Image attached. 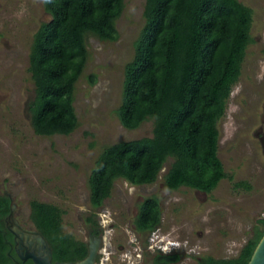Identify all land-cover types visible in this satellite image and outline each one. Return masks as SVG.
Here are the masks:
<instances>
[{"label":"rangeland","instance_id":"rangeland-1","mask_svg":"<svg viewBox=\"0 0 264 264\" xmlns=\"http://www.w3.org/2000/svg\"><path fill=\"white\" fill-rule=\"evenodd\" d=\"M124 1L116 40L87 36L88 59L73 100L78 126L47 136L31 123L29 66L34 34L51 17L43 0H0V194L11 195L15 216L27 225L33 224V200L56 204L64 231L78 240L85 239L87 217L94 215L106 229L110 264H140L170 241L182 253L179 264H197L206 255L236 257L257 229L264 231V151L256 137L264 129V0H240L252 9L253 21L241 75L218 123V156L227 176L208 193L185 185L169 190L165 175L174 158L168 157L156 181L132 185L119 177L110 197L94 207L88 180L98 156L115 143L152 136L154 129V118L129 129L119 116L146 0ZM151 196L162 212L157 235L136 228L141 203Z\"/></svg>","mask_w":264,"mask_h":264},{"label":"trees","instance_id":"trees-1","mask_svg":"<svg viewBox=\"0 0 264 264\" xmlns=\"http://www.w3.org/2000/svg\"><path fill=\"white\" fill-rule=\"evenodd\" d=\"M50 20L34 34L29 72L35 85L30 104L35 133L67 135L78 126L73 106L75 83L88 59L87 36L116 40V20L124 0H43ZM145 25L127 63L123 125L138 128L154 118L153 135L107 146L89 175L90 200L99 207L122 177L132 185L156 181L168 157L166 186L213 191L226 177L219 153L218 123L225 113L251 39L252 9L240 0H146ZM92 82L96 79L91 78ZM11 198L0 194V264L10 256L13 235L5 224ZM31 218L58 259L84 257L87 247L63 229V210L33 200ZM155 196L140 206L136 228L151 233L160 224ZM94 216L87 217L93 221ZM138 221V223H137ZM260 222H264L262 219ZM264 234L257 229L236 257H200L197 264H247ZM182 255L173 254L179 262Z\"/></svg>","mask_w":264,"mask_h":264},{"label":"flooded vegetation","instance_id":"flooded-vegetation-1","mask_svg":"<svg viewBox=\"0 0 264 264\" xmlns=\"http://www.w3.org/2000/svg\"><path fill=\"white\" fill-rule=\"evenodd\" d=\"M256 137L259 140L260 145L262 146V149L264 151V129H262L260 127L256 131ZM6 195L8 197H10L11 202L14 203L11 195L10 194H6ZM146 198H148V197H146ZM90 203H91V200H90ZM101 205L99 207H101ZM11 206H12V204H11ZM10 211H11V209H10ZM92 216H94V215H92ZM15 219L19 222V224L22 227L16 226ZM93 220L95 222L87 221V223L89 225H88V229L85 233V239L84 240H78L75 238L76 240L83 242L85 244V246L87 247L86 255L82 258L81 257L79 258L77 256L73 259H58L55 257V249L50 244V242L47 240V238L40 232V230L37 228V226L34 223L32 225H27V224L23 223L22 221L18 220V218L15 216V214L13 217H10L8 214L7 217L5 218V224H6V227L8 228V230L10 231V229H13V228H17L19 230H17L18 231V241H15V236L10 231V233L13 235V237H12V241L10 242V248L11 249H10L9 260L6 264H36L33 257L30 256V254L33 253L36 256L40 252H43L45 254L48 252L47 246L50 247V249H51V254H52L51 255V262L52 263H57V262L77 263V262L83 260L88 255L89 247H90L91 243H96L97 247H98V252H97L94 264H110V262H109L110 257L109 256L104 257L105 252L108 249L107 248L103 249L104 245H106L105 237H104V233H105L106 229L104 228L103 222H100L101 221L100 219H97L94 216ZM27 231H36L37 233H39L43 238H45L47 245H45V246L40 245L37 242L36 235L32 234V233H28ZM33 237H35V239H33ZM31 242H32V244H31ZM164 250L165 251L160 250L159 253H156L153 257H148L149 258L148 260H147V258H143V260L140 264H179L180 263V261L175 262V261L171 260V257L175 253H179L182 255V253L178 250V244L175 241H170V245H167Z\"/></svg>","mask_w":264,"mask_h":264},{"label":"water","instance_id":"water-1","mask_svg":"<svg viewBox=\"0 0 264 264\" xmlns=\"http://www.w3.org/2000/svg\"><path fill=\"white\" fill-rule=\"evenodd\" d=\"M15 211H16V204L12 203L9 216L13 217L15 214ZM15 223H16V226L22 227L16 219H15ZM17 230H19V229H17V228L10 229V231L15 236V241H18V231ZM27 232L35 234L37 242L40 245H43V246L47 245L45 238H43L36 231H27ZM33 239H35V237H33ZM32 242H31V244H32ZM47 250H48V252L45 254L43 252H40L36 256L33 253H31L30 256L33 257L36 264H94L95 258H96L97 252H98V247H97L96 243H91L90 247H89L88 255L83 260H81L77 263H67V262L66 263H61V262L52 263L51 262V255L52 254H51L50 247L47 246ZM247 264H264V234H263L262 238L260 239V241L258 242L256 248L254 249L253 254H252V256H251V258Z\"/></svg>","mask_w":264,"mask_h":264},{"label":"built area","instance_id":"built-area-1","mask_svg":"<svg viewBox=\"0 0 264 264\" xmlns=\"http://www.w3.org/2000/svg\"><path fill=\"white\" fill-rule=\"evenodd\" d=\"M157 231H158V229H155L154 231H153V233L155 234V235H157ZM151 239H153V238H151ZM151 243V242H150ZM166 247V245H163V244H160L159 246H158V249H165V247ZM151 247H153V245H151Z\"/></svg>","mask_w":264,"mask_h":264},{"label":"clouds","instance_id":"clouds-1","mask_svg":"<svg viewBox=\"0 0 264 264\" xmlns=\"http://www.w3.org/2000/svg\"><path fill=\"white\" fill-rule=\"evenodd\" d=\"M157 229V228H156ZM161 250V249H160ZM163 250V249H162ZM108 253V252H107Z\"/></svg>","mask_w":264,"mask_h":264},{"label":"bare ground","instance_id":"bare-ground-1","mask_svg":"<svg viewBox=\"0 0 264 264\" xmlns=\"http://www.w3.org/2000/svg\"><path fill=\"white\" fill-rule=\"evenodd\" d=\"M168 248V247H167Z\"/></svg>","mask_w":264,"mask_h":264}]
</instances>
